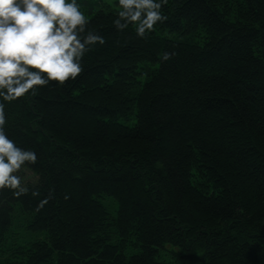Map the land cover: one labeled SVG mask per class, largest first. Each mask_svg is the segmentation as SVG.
I'll return each mask as SVG.
<instances>
[{"label": "trees", "instance_id": "trees-1", "mask_svg": "<svg viewBox=\"0 0 264 264\" xmlns=\"http://www.w3.org/2000/svg\"><path fill=\"white\" fill-rule=\"evenodd\" d=\"M77 3L105 43L5 102L38 160L0 192V253L29 237L0 264H264V0H167L143 39Z\"/></svg>", "mask_w": 264, "mask_h": 264}, {"label": "clouds", "instance_id": "clouds-1", "mask_svg": "<svg viewBox=\"0 0 264 264\" xmlns=\"http://www.w3.org/2000/svg\"><path fill=\"white\" fill-rule=\"evenodd\" d=\"M166 4L167 0H118L113 24L118 31L131 25L143 39L167 20L161 12ZM88 24L77 0H0V192L26 195L28 189L17 173L38 160L34 151L18 147L6 134L5 102L52 82L64 86L74 81L84 71L82 60L89 46L105 43L87 30ZM173 55L165 53L163 59Z\"/></svg>", "mask_w": 264, "mask_h": 264}, {"label": "rangeland", "instance_id": "rangeland-1", "mask_svg": "<svg viewBox=\"0 0 264 264\" xmlns=\"http://www.w3.org/2000/svg\"><path fill=\"white\" fill-rule=\"evenodd\" d=\"M96 7H100V6H96ZM24 175H25V177L27 178V180L30 181L31 183H35V181L37 180V177L34 176L33 174L29 173V172H25ZM106 204H107V203H106ZM108 205H111V204L108 203ZM115 205H116V204H115ZM16 229H17V228H14V229L12 230V234H13V236H15V237H17V238L11 240V242H10V247H11L12 244H14V242H15L16 240L20 239L18 236L23 237V239L21 240V242H24V240H29V237H27V236H25V235H20V231H19V230H16ZM25 238H26V239H25ZM10 247L8 248V242H7V246H6V249H7V250H6V249L4 250V248H3L4 252L0 253V257H1L2 259H5L7 256H9V254H10V251H9Z\"/></svg>", "mask_w": 264, "mask_h": 264}]
</instances>
